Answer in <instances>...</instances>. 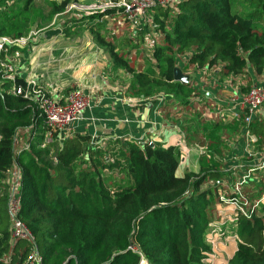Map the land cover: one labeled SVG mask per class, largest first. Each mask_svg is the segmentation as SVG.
I'll return each instance as SVG.
<instances>
[{"label": "trees", "instance_id": "1", "mask_svg": "<svg viewBox=\"0 0 264 264\" xmlns=\"http://www.w3.org/2000/svg\"><path fill=\"white\" fill-rule=\"evenodd\" d=\"M78 1L47 0V12L37 11V19H52ZM7 2L0 0V35L21 37L26 27L19 17L32 11L36 0L15 3L25 10L13 17L1 9ZM234 4V0H181L175 11L150 9L154 31L161 34L152 50L153 70L141 69L139 52L133 55L110 39L101 30L103 21L90 28L116 72L130 77L134 96L147 100L164 89L167 94L157 96L174 98L192 110L190 99L203 93L191 80L176 81V67L214 68L220 81L244 72L251 80L264 77V31L255 26V12L241 14ZM105 14L128 18L125 8H112L81 20H100ZM107 31L112 35L113 30ZM0 83V264H25L33 248L29 240L11 236L6 177L16 166L21 169L18 217L35 237L41 264H141V255L130 248L134 245L148 264H210L207 233L219 219L220 203L212 183L223 176L229 149L222 131H241L242 118L234 123L204 122L194 110L190 118L194 128H185L186 138L206 150L199 156V172L180 176L183 154L177 145L153 146L121 138L93 144L91 135L80 132L64 140L55 136L47 143L50 128L39 110L12 92L11 81ZM16 83L25 85L20 76ZM251 126L259 149L264 148V119H255ZM23 139L28 148L21 144ZM253 181L258 188L252 198L264 192L263 177ZM235 228L241 241L233 257L222 264H264V216L241 217Z\"/></svg>", "mask_w": 264, "mask_h": 264}, {"label": "crops", "instance_id": "2", "mask_svg": "<svg viewBox=\"0 0 264 264\" xmlns=\"http://www.w3.org/2000/svg\"><path fill=\"white\" fill-rule=\"evenodd\" d=\"M54 1L61 2L62 0ZM108 1L79 0V3H73L70 7L71 9L76 8L79 13H76L74 18L81 20L84 16L104 12V10L90 11L87 7L103 5ZM69 9L67 8L64 13L60 14V18H63L70 11ZM113 19L116 18L113 17ZM101 20L104 21V18L101 17ZM138 20L153 29L152 17L148 16V13L147 16H142ZM84 21V28L78 31H71L72 29L67 31L59 25L43 35L44 38L36 42L35 46H21L18 48L21 50H15L10 56L15 61L21 78L34 76L53 94L66 93L65 88L68 86L80 87L85 93L90 94L92 106L81 120L71 126L73 133L91 135L94 144L105 145L109 139L121 138L136 140L140 144L151 142L153 146L168 147L176 145L181 132L187 136L182 118L194 113V110L201 113L200 119L204 122L212 121L210 113L216 114L218 111L225 114L224 121L226 122L238 120L234 117L237 111L234 96L238 91H246L244 88L237 87L236 85L240 84L233 83V79L226 78L220 81L214 68L193 69L195 76L191 75V81L195 82V87L203 94L190 99L192 110L187 111L185 107L182 109L179 107L178 100L165 99L162 95L147 100L138 99L129 89L130 77L123 72H116L109 53L98 45L94 38L90 27L99 20L86 19ZM108 21L110 20H106ZM86 22H92V24L89 26L84 24ZM148 30H146L147 33H149ZM155 35L157 34L153 29L150 36ZM155 42L160 43L161 39ZM204 80L206 81L205 87L201 88L200 81ZM252 81L253 84L264 85V80L261 82L254 77ZM197 82H199L198 86ZM168 105L172 107L169 110ZM257 119H264V105L258 112ZM240 133L241 139L236 143L227 141L229 149L226 158L228 165L239 169L237 170L238 175H241L249 166L242 129ZM186 142L189 152L188 156L182 159L177 171L180 176L186 172H199L200 170L199 156L202 152L198 145L190 143L187 138ZM209 231L208 229L207 236Z\"/></svg>", "mask_w": 264, "mask_h": 264}, {"label": "built area", "instance_id": "3", "mask_svg": "<svg viewBox=\"0 0 264 264\" xmlns=\"http://www.w3.org/2000/svg\"><path fill=\"white\" fill-rule=\"evenodd\" d=\"M181 0H109L103 5L89 6L90 11L107 10L123 6L129 19H139L147 16V10L155 7L171 8L176 7ZM35 35L31 32L27 36L11 38L6 35H0V80H7L13 83L12 92L17 95H23L29 99L33 105L39 110L41 116L44 117L48 127L46 142H51L55 136L60 140L71 137L74 133L71 126L81 120L85 112L92 106V98L90 94L80 87H73L66 93L53 94L40 84L34 76H28L24 79L25 85L17 84L16 80L19 76L15 61L10 58L11 46H26ZM237 111H235V119L242 118V138L244 142L245 154L247 157L248 167L245 171L238 175L237 167L226 165L222 168L223 176L212 183L219 190V201L217 205L218 220L212 224L213 232L220 230L223 214L226 209L234 211V214L228 216L233 220L231 233L235 235L238 241L239 235L236 232V222L242 217L252 219L256 215L264 216V192L258 193L254 198L250 197L254 191H257L256 176L258 172L264 173V148L259 149V138L252 130V123L257 119L258 112L264 105V85L252 84L246 92H236L235 94ZM197 110L200 108H196ZM210 110V109H209ZM208 110V111H209ZM212 111V110H211ZM209 111V112H211ZM213 120H223L226 117L224 113L218 111L216 114L210 113ZM179 143L181 152L189 148L186 142V135L181 132ZM150 144H153L150 142ZM29 145H26L28 148ZM201 152L206 148L199 146ZM184 160L187 156L182 152ZM236 176V177H235ZM21 169L15 167L9 171L7 175V183L10 185V196L8 199V208L12 217L11 236L13 240L27 239L33 244L32 251L25 264H41L42 257L35 245V237L26 226V224L18 217L21 201L19 196ZM130 248L139 253L142 257L141 264H148L143 254L137 246Z\"/></svg>", "mask_w": 264, "mask_h": 264}, {"label": "rangeland", "instance_id": "4", "mask_svg": "<svg viewBox=\"0 0 264 264\" xmlns=\"http://www.w3.org/2000/svg\"><path fill=\"white\" fill-rule=\"evenodd\" d=\"M7 1L8 2L5 3V6H2L1 9L3 12H7L8 16L10 17L17 16L21 10H25V8L23 9L22 6L21 7L13 6L17 2H23V0H7ZM115 1L118 2L122 0H115ZM73 3H79V1L73 2ZM234 3H235L234 4L235 10L241 14L248 15V14H252L255 12L256 14L255 16H257V19L255 21V26L259 30L264 31V0H234ZM71 5L68 6V8H70L69 9L70 11L66 13V15L63 16V18H60L59 15L62 14L60 13L56 15L57 17L54 16L52 19H47V20L37 19L40 13L37 11L46 10L47 12L48 10L47 0H36L35 5L32 8L33 10L31 9L32 11L30 10L24 11V13L20 15L19 17L20 19L24 21V24L26 27V33L23 36H27L31 32L35 33V35H33V38L30 40L28 46H32V45L35 46L36 42H39L41 39L44 38L43 35H45L48 31L57 28L59 25H60V28L67 30V31H69L70 29H72L71 31H75V30L78 31L82 29L83 22L85 21L76 20V18H74V16H76L75 14L78 12L76 11V8L71 9L70 7ZM122 7L123 6H120L117 8H122ZM175 9H176L175 7H172V10L175 11ZM146 12H149V10H147ZM123 17L124 15L119 16V17H114L116 19H113V17H111L110 14L108 16H103L104 23H103V26L101 27V30L105 31L107 36H110V39H113L115 42H121L122 45L120 47H122V49H125L126 51L132 50L130 53L132 54L133 52V55L134 53L138 54L136 53V51L139 52L138 64L142 66L141 69L146 68V69L153 70L155 68V65H154L155 61H153V57H152V50H153V46L155 45L154 41L158 42L161 39V34L159 32H157L156 33L157 35L153 37L150 36V32L156 28V24L155 25L153 24L154 26L152 29L150 26L148 27V25L146 24L144 25L143 21L141 22L138 19L136 20V19H129V18H127V20H124ZM106 20H110V21L106 22ZM119 20L121 22H119ZM100 21L102 20L100 19L99 21H95V22L96 24L99 25L101 23ZM84 24H87L90 26L92 22H86ZM98 25L96 26V29L100 28V26ZM107 29L109 31L113 30L112 35L109 34ZM146 30H148L149 33L145 32ZM6 36L14 38L11 35H6ZM112 36H115V37H112ZM16 50L19 51L21 49H16ZM9 51H11L12 54H14L13 52L15 51V49L13 50L10 49ZM179 68L185 74L190 76V80H191V75L192 77L195 76L193 69L185 70L182 68V66H180ZM230 79H233V83L240 84L236 86L239 88H244V90L248 89L249 86H251L254 83L251 80L250 75L247 74L246 72L238 74L236 77H231ZM257 79L258 81L262 82L264 80V77H257ZM193 83L195 84V82ZM198 83L199 82L196 83L197 86H198ZM205 84H206L205 80L200 81L201 88L205 87ZM165 92L166 91H164V89H160L158 90V93H155L150 98H153L157 96L158 94H162V95L167 94ZM131 93H133L132 90H131ZM136 97L140 100L146 99V96H140V97L136 96ZM167 107H168V110L172 108V107H169V105ZM179 107L184 109V106L182 105H179ZM191 115L192 114L190 115L188 114L187 117L182 118L183 119L182 123L184 124L186 129L194 128L193 123H191L190 121V118L192 117ZM190 133L192 134V132ZM222 137H224L225 140L228 141L229 143L231 142L236 143L238 140L241 139V133L240 131H236L234 129L229 130V128H224L222 131ZM178 139L180 140V137ZM179 140H176V143H175L176 145H182L181 143H179ZM20 142L23 145L27 144L26 139H23ZM182 152H184L185 155L188 156L187 149L183 151V148H182ZM262 177L264 179V173L260 174L258 172V175L256 176L257 181H260ZM222 214H223L224 219H222L220 230L218 229V231L215 233L213 232V229L211 227L212 225L209 227L210 231H209V235L207 236V240L212 247V253L209 254V259L207 261L210 264L227 263L233 257L234 253L236 252L237 245L239 242L236 239L235 235L231 233V228H232V223H233L234 218L233 220H230L228 218V216H231L232 214H234V211L230 209H226L222 212Z\"/></svg>", "mask_w": 264, "mask_h": 264}, {"label": "water", "instance_id": "5", "mask_svg": "<svg viewBox=\"0 0 264 264\" xmlns=\"http://www.w3.org/2000/svg\"><path fill=\"white\" fill-rule=\"evenodd\" d=\"M174 77L176 81L183 83L189 82L190 76L185 74L179 67H176L174 70Z\"/></svg>", "mask_w": 264, "mask_h": 264}]
</instances>
